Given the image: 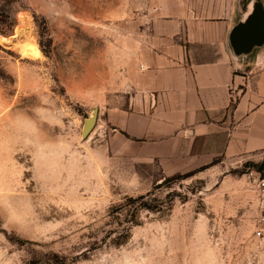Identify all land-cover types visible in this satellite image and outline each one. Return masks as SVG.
Returning a JSON list of instances; mask_svg holds the SVG:
<instances>
[{"label": "rangeland", "instance_id": "374dc122", "mask_svg": "<svg viewBox=\"0 0 264 264\" xmlns=\"http://www.w3.org/2000/svg\"><path fill=\"white\" fill-rule=\"evenodd\" d=\"M8 6L13 25L0 31V264H264L252 234L251 175L264 155L168 173L155 161L112 155L103 113L82 135L93 108L103 112L137 61L128 35L142 28L147 0ZM139 195L162 210L123 206Z\"/></svg>", "mask_w": 264, "mask_h": 264}, {"label": "crops", "instance_id": "0c3cea01", "mask_svg": "<svg viewBox=\"0 0 264 264\" xmlns=\"http://www.w3.org/2000/svg\"><path fill=\"white\" fill-rule=\"evenodd\" d=\"M144 21L120 92L94 107L111 154L168 173L262 158L264 0H147Z\"/></svg>", "mask_w": 264, "mask_h": 264}, {"label": "built area", "instance_id": "2783aa9c", "mask_svg": "<svg viewBox=\"0 0 264 264\" xmlns=\"http://www.w3.org/2000/svg\"><path fill=\"white\" fill-rule=\"evenodd\" d=\"M252 187L257 202V215L253 227V238L264 250V166L251 171Z\"/></svg>", "mask_w": 264, "mask_h": 264}, {"label": "trees", "instance_id": "16d2710c", "mask_svg": "<svg viewBox=\"0 0 264 264\" xmlns=\"http://www.w3.org/2000/svg\"><path fill=\"white\" fill-rule=\"evenodd\" d=\"M11 1L12 0H3V7L0 8V31L1 32L10 31L11 28H12V25H13V20L11 19V15H10V12H9V6H8V4ZM263 166H264V158H263L262 164L258 168H261ZM186 175H189V174H186ZM144 199H145L144 195H139V196H137L135 198L128 197V198H126V201L123 204V206H125L126 204L136 203L137 202V205L134 206V210H133V212H135V213H136V210H137L138 207L146 208L148 210H158V211L162 210L163 206L160 205L159 203H148V202H146V200L144 201ZM119 208H121V205L115 207L113 209V212H116V210L119 209Z\"/></svg>", "mask_w": 264, "mask_h": 264}, {"label": "water", "instance_id": "95a60500", "mask_svg": "<svg viewBox=\"0 0 264 264\" xmlns=\"http://www.w3.org/2000/svg\"><path fill=\"white\" fill-rule=\"evenodd\" d=\"M97 108H93L92 113L85 119L82 135L85 137L88 135V133L92 130L94 125L96 124L97 119Z\"/></svg>", "mask_w": 264, "mask_h": 264}, {"label": "bare ground", "instance_id": "6f19581e", "mask_svg": "<svg viewBox=\"0 0 264 264\" xmlns=\"http://www.w3.org/2000/svg\"><path fill=\"white\" fill-rule=\"evenodd\" d=\"M25 23V22H24ZM22 51L25 53V54H29V55H33L34 54V51L30 48H28L27 46H23L22 47Z\"/></svg>", "mask_w": 264, "mask_h": 264}]
</instances>
